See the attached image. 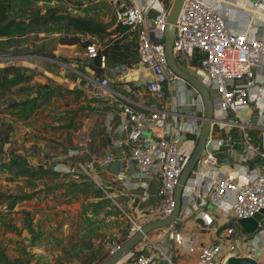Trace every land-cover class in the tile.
Returning <instances> with one entry per match:
<instances>
[{
    "label": "built area",
    "instance_id": "obj_1",
    "mask_svg": "<svg viewBox=\"0 0 264 264\" xmlns=\"http://www.w3.org/2000/svg\"><path fill=\"white\" fill-rule=\"evenodd\" d=\"M173 3L174 0H116L117 21L130 35H136L138 61L128 67L112 64L103 56L101 69L105 76L102 80L93 77L92 72L83 75L89 93L99 96L108 93L120 101L125 120L119 130L126 140L129 155L119 160L107 156L102 168L129 160L135 166V174L149 181L155 195L151 206L153 215L148 223L164 221L174 213L176 190L194 153V149L183 146L182 133L186 129L168 121L169 115L177 114L180 83L184 82L197 92L168 63L164 33ZM225 6H231L230 0H185L175 25V63L178 61L179 65H176L187 72L190 66L198 69L195 77L209 90L216 119H219L213 121L212 126L232 124L231 127L238 129L236 137L208 138L206 154L198 160L190 175V179L208 178L203 197L209 206L230 217L221 225L212 215H201L204 227L219 231V234L210 244H190L189 252L197 255L196 264H223L231 256L256 259L264 250V218L254 233L242 234V241L247 238L251 243L247 252L241 250L236 242L235 227L230 226L233 223L237 227L238 220L254 218L264 211V37H254L251 30H232L226 17L230 11L221 12ZM258 8L259 3H255L248 9L252 15L264 16V12L257 13ZM77 56L80 60L83 57L94 59L98 49L92 45ZM197 94L198 101L193 98L188 105L196 101L204 108L202 98ZM198 121L204 123L203 118ZM248 130H252L253 135ZM199 138L200 135L198 141ZM226 148L233 160L231 169L239 174L238 178L216 176ZM70 156L77 157V151H71ZM91 168V164L78 162L69 172L84 170L96 182L89 172ZM143 208L148 210L145 205ZM173 227L174 224L169 226ZM137 229L141 227L133 228L130 235L133 236ZM168 234L179 246L185 243L182 234L174 230ZM122 247L113 249L110 257ZM154 250L160 256L157 261L144 250L138 256L133 250L126 251L122 257L126 255L128 261L133 259V264H175L161 249L155 247Z\"/></svg>",
    "mask_w": 264,
    "mask_h": 264
},
{
    "label": "rangeland",
    "instance_id": "obj_2",
    "mask_svg": "<svg viewBox=\"0 0 264 264\" xmlns=\"http://www.w3.org/2000/svg\"><path fill=\"white\" fill-rule=\"evenodd\" d=\"M10 1V19L18 27L0 35V69L23 68L29 80L0 89V125L12 127L0 151V264H104L113 249L139 231L131 236L133 228L148 224L141 225L152 219L153 211L145 218L136 212L139 201L128 209L119 193L112 200L116 189L95 178L92 169L96 182L84 170L69 172L73 164L85 163L88 154L75 160L69 155L75 148L85 151L101 97L74 85L77 79L63 64L79 60L88 65V57L78 59L83 51L61 45L60 40L78 35L101 51L110 40L123 38L116 0ZM49 9L57 11L58 19L29 26V16H45ZM38 29L41 34L33 33ZM134 38L131 35L127 42ZM197 70L190 66L188 73L195 76ZM181 85L177 97L187 91ZM95 133L94 141L99 142L101 128H94L91 138ZM4 135L0 132V138ZM126 258L117 264L135 262Z\"/></svg>",
    "mask_w": 264,
    "mask_h": 264
},
{
    "label": "crops",
    "instance_id": "obj_3",
    "mask_svg": "<svg viewBox=\"0 0 264 264\" xmlns=\"http://www.w3.org/2000/svg\"><path fill=\"white\" fill-rule=\"evenodd\" d=\"M255 3H259L257 13L262 14L264 12V0H230L231 6H225L221 9V12L225 13V10L230 11V13L226 14V17L232 30L237 32L251 30L254 37L263 38L264 16L252 15L248 9ZM112 64L117 65L118 63L112 61ZM46 65L53 67L49 63H46ZM63 65L69 68L70 72L76 73L81 77V79H79L77 82H74V85L78 86L79 89L84 87V92L90 94L89 91L86 90L88 87L87 81L83 77L84 74L78 71L77 68L79 65L76 63V61L74 64H69L70 66L67 64ZM71 66H73V68ZM83 80L86 82V87L85 85H81ZM182 84L184 86H181L186 87L187 91H182L179 93L177 100H179L178 102L180 104L177 108V114L169 115L168 121L172 124H175L178 128H182L183 130L186 129L182 133L183 139L185 140L183 146L194 149V155L197 149L198 136L200 135L201 129L204 125L202 121L197 122V120L201 118L199 116L203 115L205 111L204 108L201 107L200 103L196 102L198 101V99H196L198 96L197 92H195L192 87L187 86L184 82H182ZM118 91L123 93L122 89H118ZM100 97L102 99L100 98L97 101V103H100L99 108L97 107L100 114H97V119L94 120V125L91 129L92 134L94 128H101L100 139H97L99 142L94 141L95 137H97V133H95L94 137L92 138L90 134L89 142L87 141L85 143L86 147L84 146L85 151L77 148L72 149V151H77L79 156L88 154L85 158V163L92 165L91 172H93V176L95 178H99L102 181L105 180L106 185L112 184V188L116 189V191L112 193L113 198L117 197V193H119L121 197H125L124 206L126 208V205H128V209H130L134 203H138L139 201L136 212L140 213V215H143L145 218H149V216L145 213L150 212V210L152 211L153 207L151 206L153 205L152 201L154 200L155 191L147 179H140L135 174L134 164L129 160H126L125 163H119L120 167L118 175H115L109 170L110 165L106 168H102V163L107 156H112L117 160L121 159L122 157H128L129 148L124 136L119 130V127L125 120L120 101L112 98L108 93L100 95ZM180 97H182L184 101H181ZM193 98L196 100L194 101L195 104L188 105V102H191ZM228 121L232 122V120L230 121V118ZM231 126L232 124H228L227 126H211L209 138L219 139L221 137L227 138L228 136L236 137V135L234 136L232 134V131H236L235 134H238V129ZM255 137L257 138L256 134ZM68 153L69 151L66 154ZM205 154L206 153H204L203 150V153L199 159H201V157H203ZM76 158L77 157L72 160H75ZM232 163V157L228 152V148H226L225 153H223L220 157L219 171L216 176L223 177L231 175L238 178L239 174L234 173L233 169H231L233 167ZM60 164L64 169V162ZM206 169L208 170V168ZM195 179L197 181H195ZM114 183L117 185H114ZM207 184L208 178L206 176L203 178L194 177L190 179L189 184L184 190L181 214L177 222L174 224L173 229L167 227L156 230L153 235L149 233L146 237H144L141 243L138 244L139 247H135V249L139 248L135 251L137 252L144 250L143 252H145L147 255H152L155 258V261H157L160 256L155 252L154 249L155 247H158L167 257L172 258L175 264H196L197 255L189 252L190 244H196V242L210 244L217 239L219 234V231H215L214 229L208 230L204 227L203 221L201 220V215L210 214L215 219H217L221 225L230 220V217H228L225 212L217 209L214 206H209L207 199L203 197L206 193ZM142 202L143 204H141ZM144 205L148 208V210L143 208ZM149 221L150 219H148L146 222H143L141 225H144ZM170 230H174L176 233L182 234L185 237V243L179 246L175 241L171 240L168 234ZM242 234L243 232L241 227L239 225H237V227L235 226L236 242L239 244L243 252H247L249 250V244L251 243H248L247 238L246 240L242 241ZM254 253L256 252L254 251ZM257 257L258 258L256 259L259 261V263L264 262V250L260 251L257 254Z\"/></svg>",
    "mask_w": 264,
    "mask_h": 264
},
{
    "label": "water",
    "instance_id": "obj_4",
    "mask_svg": "<svg viewBox=\"0 0 264 264\" xmlns=\"http://www.w3.org/2000/svg\"><path fill=\"white\" fill-rule=\"evenodd\" d=\"M184 2L185 0H174V3L170 9L169 17H168V26L164 33L165 48H166V55L170 68L182 79L189 82L194 87V89L200 94L203 101L205 113L203 115H200L199 117L204 119V125L201 129V134L197 144V149L180 179V184L175 194L176 208L172 216L164 221L148 223L142 226L141 229L121 248V250L118 251L113 257H110L104 264H117L118 261L121 259L122 255L126 251L133 250L139 243H141L144 237L147 236L149 233L155 230L167 228L170 225H173L177 222L182 211L183 194L186 186L189 184L190 175L193 172L201 154L203 153V150L205 149V145L209 138V132L213 121L219 120L216 119L215 108L209 90L195 76H192L186 70H183L180 67H178L174 60L173 45H174V39L176 33L175 25L181 14ZM5 144H6L5 139L0 138V148H3ZM119 167H120L119 162H114L110 164L109 170L115 175H118ZM263 218H264V211L256 215L254 218L238 220V225L241 227L242 232L244 234H252L255 232V230H257L259 223L263 220ZM223 264H260V263L255 258H249V257L237 258L231 256L226 258L223 261Z\"/></svg>",
    "mask_w": 264,
    "mask_h": 264
},
{
    "label": "trees",
    "instance_id": "obj_5",
    "mask_svg": "<svg viewBox=\"0 0 264 264\" xmlns=\"http://www.w3.org/2000/svg\"><path fill=\"white\" fill-rule=\"evenodd\" d=\"M12 4L10 0H0V35H5L9 34L11 30L15 27H18V23L15 20L10 19V12L12 10ZM57 11L53 9H49V12L47 15L39 16V15H32L29 16V21L30 25H41L45 26L47 24L52 23V20L55 18L58 19V14H56ZM87 32L94 33V30L90 29V26L87 24H84L83 26ZM128 29L126 27H123L118 33H121L123 38L120 39H113L110 40L107 47L104 48L103 50H98V56L97 58L94 59H88V65H85L81 63V61L76 60V63L79 65L77 68L78 71L82 72L85 75H90L94 73L93 77H96L98 80H102L105 76L104 71L101 69V59L103 56L109 58L111 61L131 67L134 64L137 63L138 61V55H137V50H138V43L136 39V35L134 38V41H130L129 43L128 38H130V34L127 31ZM33 33L36 34H41V30H35ZM60 44L64 46H75L81 49L82 51H85L88 47L94 45L92 41L88 39H82L78 35H73V36H67L63 37L60 40ZM85 68V71L83 69ZM23 68H18L15 66H9L5 67L3 69H0V89H5L10 86H15L19 85L22 83H25L27 80H29V77L23 75L22 73ZM92 72V73H90ZM74 78L81 79V77L73 73ZM84 81V80H83ZM6 127V131H2V128ZM12 127L10 125L4 126L0 125V132L5 134L3 137L5 139V143L8 142L9 140V133H11ZM236 131H232V134L237 136L235 134ZM1 151V148H0ZM47 171V170H46ZM231 227H235V224H230ZM135 249V248H134ZM133 249L134 252H136ZM137 253V252H136ZM140 253H138L139 255ZM136 254V256H138Z\"/></svg>",
    "mask_w": 264,
    "mask_h": 264
}]
</instances>
